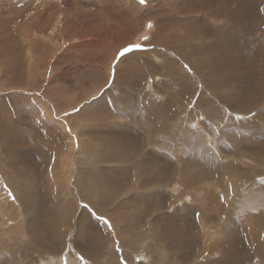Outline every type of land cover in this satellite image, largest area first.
I'll return each instance as SVG.
<instances>
[{
    "label": "rangeland",
    "instance_id": "obj_1",
    "mask_svg": "<svg viewBox=\"0 0 264 264\" xmlns=\"http://www.w3.org/2000/svg\"><path fill=\"white\" fill-rule=\"evenodd\" d=\"M208 1L0 0V264H264V0Z\"/></svg>",
    "mask_w": 264,
    "mask_h": 264
},
{
    "label": "bare ground",
    "instance_id": "obj_2",
    "mask_svg": "<svg viewBox=\"0 0 264 264\" xmlns=\"http://www.w3.org/2000/svg\"><path fill=\"white\" fill-rule=\"evenodd\" d=\"M109 1V4L112 2V1H114V0H111V2H110V0H108ZM199 1H201V0H199ZM212 0H210V1H208V2H206V4H205V6H207L208 4L209 5H211L212 4ZM111 5V4H110ZM109 5V6H110ZM113 5H114V3H113ZM106 6V5H105ZM108 7V6H107ZM111 10H113L114 11V13H116V15L118 14V9H114V8H116L115 6H114V8H112V6L111 7H109ZM228 9H230V8H228ZM120 13V12H119ZM129 20H130V18H129ZM192 22H193V20H192ZM191 22V23H192ZM250 23H251V21H249ZM196 22H194L193 24H195ZM249 23V24H250ZM121 24L123 25V22H121ZM125 25V24H124ZM126 26V25H125ZM188 26V25H187ZM241 26V25H240ZM192 27V26H191ZM122 32H123V30H122ZM125 32V31H124ZM127 32V31H126ZM124 34H127V33H124ZM162 40V39H161ZM162 41H164V40H162ZM239 43L242 45V44H244L245 43V39H243V38H241L240 40H239ZM241 49H239L238 50V58H241V51H240ZM218 52H219V48L218 49H215V50H212V49H203L202 48V50H201V52H200V54H201V57L200 58H202V59H204V57H206V59H213V61H214V66H215V69H217V65H216V63H218ZM225 55H223V56H221V57H224ZM205 59V60H206ZM212 61V60H211ZM208 62L207 64H206V69H208V66L210 65V63H212V62ZM255 61H256V63H263L264 61H262V60H259V59H255V60H253V63H252V66H254V67H256L255 66ZM20 63V62H19ZM236 62H231L230 64H227L226 66H225V69L226 70H235V67H236ZM254 64V65H253ZM264 64V63H263ZM201 65V64H200ZM213 65H212V67H214ZM210 69V68H209ZM209 71V70H208ZM214 71V70H213ZM217 71V70H216ZM261 79H263V78H261ZM225 81H231L230 80V77L229 78H226L225 79ZM178 85H182L181 86V89H183V91H184V95L186 96L188 93H187V91H188V87H185V85L184 84H182L181 82H178ZM24 102V101H23ZM27 106H30L31 107V109H32V112L34 113V114H36L37 116H39L40 117V115H41V113H40V106H37V105H35V104H30V103H25ZM156 112L157 113H160V111H161V107H157L156 109ZM150 119L152 120V121H154V117H150ZM30 120V119H29ZM149 123V122H148ZM41 128L42 129H44V131L45 130H47V128L46 127H44V126H41ZM159 128V127H158ZM160 128H161V126H160ZM2 132V131H1ZM158 135L161 133V129H159L158 130ZM45 135H48V136H52L49 132H46V134ZM28 138H30V137H28ZM56 138V137H55ZM24 140H22L19 144L20 145H24L25 143H26V138L24 137L23 138ZM47 139H49V138H47ZM51 142H52V144H53V140L51 139ZM0 143L1 144H11V142L9 141V140H7V139H4V138H2V139H0ZM29 143V142H28ZM200 143V142H199ZM202 145H204V144H202ZM202 145H200L199 144V146H201L202 147ZM188 147V146H187ZM195 147H196V145H192V146H189L188 147V149H190V148H193V151L195 152ZM185 148V147H184ZM204 149V148H203ZM181 151H183V150H181ZM203 151H205V149L203 150ZM191 154V153H190ZM238 154V153H237ZM197 155H199L198 153H197ZM188 162V161H187ZM186 162V163H187ZM194 162V165L193 166H186V167H184V169H183V172L185 173H192V169L194 168V169H196V170H199L200 169V164L199 163H196L195 161H193ZM201 162H203L204 163V161H201ZM182 164V163H181ZM211 167V166H210ZM221 167L223 168V171L225 170L226 171V177H221V178H223V179H214L216 182H214L215 183V185H221L222 183L224 184L226 181H228L229 179H231L230 180V182H233V183H235L234 181H235V177H234V174H233V171H234V167H235V164H228V163H223L222 162V164H221ZM7 167H5V169H6ZM7 172H8V170H7ZM10 172V171H9ZM219 172V171H218ZM12 173V172H11ZM10 173V174H11ZM12 175V174H11ZM10 175V176H11ZM227 175H229V176H227ZM220 178V177H219ZM224 178H228L227 180H224ZM210 179V178H209ZM100 180V179H99ZM102 181V180H101ZM212 181H213V179H212ZM211 182V179L210 180H208L206 183H210ZM210 184H212V183H210ZM15 185H17V183L15 184ZM95 184L94 183H92V185L91 186H87L86 185V183H84V186H82V193H83V195H87V199H91V198H93V196L95 195V191H94V186ZM228 185H229V183H228ZM236 185V184H235ZM212 186V185H211ZM224 186V185H223ZM239 186V185H238ZM234 187H236V186H234ZM222 188V187H221ZM237 188V187H236ZM216 189V188H215ZM216 191V190H215ZM246 191V190H245ZM262 203V202H261ZM255 214V213H254Z\"/></svg>",
    "mask_w": 264,
    "mask_h": 264
},
{
    "label": "crops",
    "instance_id": "obj_3",
    "mask_svg": "<svg viewBox=\"0 0 264 264\" xmlns=\"http://www.w3.org/2000/svg\"><path fill=\"white\" fill-rule=\"evenodd\" d=\"M239 19H240V18H239ZM240 27H241V26H240ZM247 27H249V26H247ZM245 32L247 33V31H245ZM117 40H118V38H117ZM258 47H260V46L258 45ZM195 149L197 150V152H198V154H199V155H197V156L195 157V162H196V163H199V164H200V167H201V166H203L202 164L205 165V163L201 162V161H203V159H202L203 155H201V148L198 147V146H196ZM193 160H194V159H193ZM221 164H222V163H221ZM205 166H206V165H205ZM221 168H222V167H221ZM199 172H200V171H199ZM206 172H207V173H210L211 171H210V170H207ZM212 174H213V178H211V181H212V179H213V182H216V181L214 180V179H215V178H214V172H213ZM184 177H185V179L190 177V178H191L190 186H191V185L194 186V184H192V183H193L192 180L194 179V177H196V172H195V171H194V173H193V171H192V173H186V172H185V173H184ZM209 178H210V177H208V178L206 177V178H205L206 182L209 180ZM224 180H226V179L224 178ZM164 221H165V220H164ZM168 221L170 222L171 220H168ZM169 222H166V224L168 225ZM172 222H174V221H172ZM183 222L186 224V226H188L189 224L192 223V222H190V221H189V222L183 221ZM174 223H175V222H174ZM177 225H180V223L178 222ZM187 229H189V227H187ZM181 230H182V228H181ZM181 234H185L184 230H182V233H181ZM177 235H179V234H176V236H177ZM185 235L190 236L189 232H188V234H185ZM188 243H189V242H188ZM188 243H187V244H188ZM198 245H199V244H198L196 241H194V243H192V242L190 241V246H191L190 248L198 247ZM242 249H245V247L242 248ZM242 252H243V254L245 255V256L242 257V259L250 258V257L252 256V254H253L252 252H250V251H248V250H247V253H245V250L242 251ZM232 256H233V255L231 254V258H232ZM242 259H241V260H242ZM251 259H252V258H251ZM251 259H248V261L251 260Z\"/></svg>",
    "mask_w": 264,
    "mask_h": 264
},
{
    "label": "snow or ice",
    "instance_id": "obj_4",
    "mask_svg": "<svg viewBox=\"0 0 264 264\" xmlns=\"http://www.w3.org/2000/svg\"><path fill=\"white\" fill-rule=\"evenodd\" d=\"M145 0H141V3H144ZM125 51H127V49H125ZM120 55H123V53H120Z\"/></svg>",
    "mask_w": 264,
    "mask_h": 264
}]
</instances>
